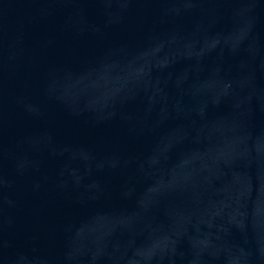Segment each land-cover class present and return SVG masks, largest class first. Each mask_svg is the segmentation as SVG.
Masks as SVG:
<instances>
[{
    "label": "water",
    "instance_id": "obj_1",
    "mask_svg": "<svg viewBox=\"0 0 264 264\" xmlns=\"http://www.w3.org/2000/svg\"><path fill=\"white\" fill-rule=\"evenodd\" d=\"M0 264H264V0H0Z\"/></svg>",
    "mask_w": 264,
    "mask_h": 264
}]
</instances>
